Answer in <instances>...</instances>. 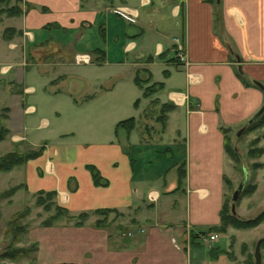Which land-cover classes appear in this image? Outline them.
I'll list each match as a JSON object with an SVG mask.
<instances>
[{"label": "crops", "instance_id": "0c3cea01", "mask_svg": "<svg viewBox=\"0 0 264 264\" xmlns=\"http://www.w3.org/2000/svg\"><path fill=\"white\" fill-rule=\"evenodd\" d=\"M18 3L20 15L0 19V112L7 108L9 129L0 145L43 149L9 177L31 197L55 190L72 213L89 212L81 225L60 220L32 228L36 261L237 264L215 245L231 226L208 245L191 234L220 221L230 163L222 128L238 137L264 102V0ZM6 26L22 33L6 39ZM175 36L186 64L175 58ZM47 47L55 61H41ZM75 53L90 61L75 62ZM152 82L160 86L143 95ZM129 116V130L116 125ZM76 122L87 124L84 132ZM254 132L264 144V121ZM259 158L257 193L264 151ZM96 208L114 209L107 225L95 224L102 217ZM250 232L232 234L239 242Z\"/></svg>", "mask_w": 264, "mask_h": 264}, {"label": "rangeland", "instance_id": "374dc122", "mask_svg": "<svg viewBox=\"0 0 264 264\" xmlns=\"http://www.w3.org/2000/svg\"><path fill=\"white\" fill-rule=\"evenodd\" d=\"M10 3L14 4L15 1L11 0ZM2 15L6 14L2 13ZM46 45L48 46V44ZM73 46L76 50L81 49L80 44L76 41ZM24 47H27V44H25ZM48 48L49 47L43 51L42 62L55 61L51 54H48ZM24 52L27 53L28 50L24 49ZM72 59L74 60V57ZM73 65L78 66L75 64ZM86 125L87 124L82 122H76L73 124V127L84 132ZM254 129L255 128L251 129L253 130L251 133L252 135L250 134L251 130L240 133L238 137L234 134H229L232 144L236 147L238 157L237 159H233L228 155V162L230 163H228V166L225 169V174L228 176V179H226L224 183V199L226 198L229 206L232 204L231 194L242 178V168L246 167L248 171V179L245 183V189L234 202V214L241 218L253 217L264 208V187H262L258 193L256 190L258 167H261L263 164L260 161L259 155L254 154L258 149L264 148V144L259 141L260 136L258 133L256 136L254 135L256 132H254ZM22 144L23 145H17L14 142L3 143L0 145V156L7 155V152H21L32 149L27 148L28 146L25 143ZM255 162H257L258 165H254ZM10 170L0 171V193L17 185L19 190H17V188L12 194L0 197V264H33L36 261L35 250L32 245L34 240L31 239L29 231L32 228H35L39 221L46 217L49 212L42 206L35 204V196L31 197L30 195H27L25 190H22V188L24 189L23 184H20L19 182L17 184L14 183L15 180H12V178L9 177L8 172ZM21 185L22 188H20ZM27 206L29 208V213L24 217L12 221L13 219L11 216L13 213L20 212ZM119 218L120 217L113 220V225L117 224ZM262 221L260 222L261 224L258 223L255 226H250V228L247 227V229L233 228V226L229 225L231 226L229 231L219 234L215 245L226 247L230 250V257L236 259L237 264H255L253 256L255 245L259 238L264 237V219ZM17 223L20 225L25 224L26 230L23 232H13L12 229H15L14 226H16ZM113 225H111V227ZM248 229L251 230L250 234H241V236H239V242L236 235L232 234V232H235L236 230L238 232H244ZM202 244L206 243L203 242ZM260 255L262 263L264 264V243L260 244Z\"/></svg>", "mask_w": 264, "mask_h": 264}, {"label": "trees", "instance_id": "16d2710c", "mask_svg": "<svg viewBox=\"0 0 264 264\" xmlns=\"http://www.w3.org/2000/svg\"><path fill=\"white\" fill-rule=\"evenodd\" d=\"M10 1L11 0H0V19L2 17V13H5L7 16H13V15H20L23 12L22 7L18 3L20 0H15L14 4L13 3L11 4ZM26 5H27V7H29L30 4L26 3ZM41 9L45 11L47 8H46V6H41ZM48 25L49 24H45L43 27L45 28ZM16 33L21 34L22 31L16 30L12 26H6L3 29L2 36L6 39H9L12 36H14V34H16ZM135 79H136V81H138L137 78H135ZM138 83H139V81H138ZM158 86H160V82H152L149 85L143 86V92H142L143 95H147V94L152 93ZM6 110H7V108H3L2 109L3 112H0V141L2 139H4V137L6 136V134L8 133V130H9L3 121V119L6 117V113H5ZM263 121H264V111L255 120H252L251 122H249L246 125V127L244 128V131H248V130H251V129L259 126L261 123H263ZM127 123H128V125H127ZM133 124H134V118L132 116L121 119L116 123V125H118V126L119 125L120 126L125 125L126 129H128V130L133 126ZM222 129L224 132V135H223L224 149L230 157H232L233 159H237L238 156H237L236 147L231 142V137L228 134V129L227 128H222ZM42 149H43V145L29 149V150H26V151H21V152H18V151L7 152V155L5 154L3 156H0V171L10 170L17 165L22 164L27 159L36 157L37 155H39L41 153ZM262 151H264V148L258 149L254 154L260 155L262 153ZM254 165H258V163L255 162ZM183 166H184V162H182L181 168L179 169V184L181 183V178L184 176V173H185ZM91 170H92V175H93L94 180L97 183H101L100 182L101 176L99 175L98 171L93 166L91 167ZM226 179L227 178H225V180ZM245 185H244L242 191L240 192L239 196L244 191ZM17 188H18V185L12 186L11 188L0 193V197L12 194ZM55 194H56L55 190L40 189V190H37L35 192V200H34L35 204L42 206L46 211L49 212L46 217L42 218L39 221V224L48 226V225H52V224H54L60 220H64L65 222L72 221L75 225L83 224L85 222V220L87 219L89 212L83 210V211H79L77 213H72L66 206L58 203L54 199ZM239 196H238V198H239ZM113 210H114L113 208H96L94 210L95 213L101 214L102 217L96 218L95 224L97 226L107 225V222H106L107 215L110 211H113ZM28 213H29V208L27 206L22 211L13 213V215L11 216V218L13 219L12 221L17 220L20 217H24ZM219 215H220V221L218 224L211 225L210 227H208L204 230H201V231H198L197 233L191 234L192 239L196 238V239L201 240L202 235H208L211 233H215L217 235L216 232L225 231L229 225H231L235 228H241V229H247V227L250 228V226L251 227L255 226L264 219V208L253 217L241 218V217L236 216L234 214V212H232L231 204L229 206L228 201L225 198V199H223L221 208L219 210ZM14 227H15V229H12L13 232H16V231L23 232L26 230L25 224L20 225L17 223L16 226H14ZM263 243H264V237H262V241H261V244H263ZM32 245L34 247V250L36 251L37 242L33 241ZM33 264H41V263L35 261Z\"/></svg>", "mask_w": 264, "mask_h": 264}, {"label": "water", "instance_id": "95a60500", "mask_svg": "<svg viewBox=\"0 0 264 264\" xmlns=\"http://www.w3.org/2000/svg\"><path fill=\"white\" fill-rule=\"evenodd\" d=\"M264 111V102L263 104L258 108V110H256V112H254V114L251 116V118L249 119V121L251 122L252 120H255L262 112ZM243 127H241L238 131H237V135H240V133L243 131ZM243 170V175L241 180L238 182L236 188L233 190L232 194H231V200H232V204H231V210L232 212H234V202L236 201V199L238 198L240 192L242 191L247 179H248V171L246 169V167L242 168ZM262 241V237L258 239L257 244L255 245V250H254V261L255 264H263L262 260H261V255H260V244Z\"/></svg>", "mask_w": 264, "mask_h": 264}, {"label": "built area", "instance_id": "2783aa9c", "mask_svg": "<svg viewBox=\"0 0 264 264\" xmlns=\"http://www.w3.org/2000/svg\"><path fill=\"white\" fill-rule=\"evenodd\" d=\"M174 55L177 61L180 63L186 64L187 63V54H186V49L182 43L181 38L179 37H174ZM74 61L77 63L80 62H89L90 61V56L85 53H75L74 54ZM217 237L215 233H211L208 235H202L201 239L204 243H210L212 240H214Z\"/></svg>", "mask_w": 264, "mask_h": 264}]
</instances>
